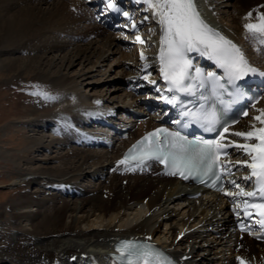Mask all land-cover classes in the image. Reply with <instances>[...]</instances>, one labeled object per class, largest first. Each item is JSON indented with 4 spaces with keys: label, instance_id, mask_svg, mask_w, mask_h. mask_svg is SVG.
I'll return each mask as SVG.
<instances>
[{
    "label": "bare ground",
    "instance_id": "bare-ground-1",
    "mask_svg": "<svg viewBox=\"0 0 264 264\" xmlns=\"http://www.w3.org/2000/svg\"><path fill=\"white\" fill-rule=\"evenodd\" d=\"M93 1L0 0V9L4 13L0 14V45L3 44L1 48L41 52L43 54L40 55L39 61L37 60L39 66L45 65L43 60L47 57L46 53H54L49 58L47 67L54 66V60L60 58L61 66L70 69L63 72L60 67L51 74L47 71L41 72L56 82L49 95L56 107L50 113L39 117V121H42L41 132L49 129L60 137L49 138L44 134L32 136L33 138L29 136L27 145L23 142L16 144L19 153L13 156L11 154L17 160L14 161V169L19 170V187L50 184L57 191L38 197L37 190L30 192L26 188L19 194L17 203L9 206V216L16 223L18 234L14 229L16 235L11 237L10 233H7L11 230L10 226H0V261L8 264H86L87 259L96 258L99 260L96 264H115L108 252L112 249L115 239L125 236L154 240L184 264H240L237 257H242L246 264H264V243L248 245V248L242 246L229 254L227 250L232 246V237L220 238L218 242V239L206 230L209 224L218 225L222 220L221 213L217 215L218 211L222 212V217L231 218L229 213L234 210L226 209L227 212H224L221 209L224 202L218 204L211 200L213 196L210 195L191 198L187 195L185 186L171 176L160 177L155 172L137 174L131 171H117L124 166L118 164V161L122 160L121 149L132 136L153 125L154 121L139 123L138 130H134L131 137L129 135L128 139L115 141L109 148H92L88 139L82 138L67 121V116L73 114L74 119L80 121L79 124L85 125L84 123L95 114H92V108L101 110L98 102L110 103L109 100H113L112 104L119 105V112L122 113L126 111L124 108L129 106V103L136 100L142 103L149 101L145 100L148 97L142 95L135 99L122 84L137 78L145 80L144 76L151 73V68L155 73H151L149 80L159 82V89L163 87L158 60L160 26L148 7L144 6L146 11L143 17H140H147L156 34L148 30L146 33V42H149L152 50L145 49L136 40L139 32L137 28L132 27L133 22L126 23L125 26L129 27L124 30V35L112 33L108 28L96 32L87 17L90 15L87 8L93 14V11H90ZM232 1L196 0L210 25L237 43L245 57L264 72V45L258 44L249 36L243 27L247 22L240 17L242 7L249 3L250 6L254 3L264 4V0H244L245 3L235 0V5ZM226 6L233 7L232 15L222 9ZM140 23L141 21H138L137 25ZM91 35L94 36L90 37ZM68 48L67 55H61V51ZM141 52L147 57L146 61L140 58ZM192 57L206 65L208 62L214 65L213 61L196 53H192ZM31 59V56L29 59H22L18 65L16 59L7 61L10 63L9 67L18 74L29 71L39 73L37 67L32 68L30 65L33 61ZM145 63L149 65L147 69L144 68ZM75 64H79L81 68L73 69ZM111 71L115 73L112 76ZM93 73L95 75H92ZM94 76L97 78L87 81V78ZM106 80L118 83L110 91L94 90L93 82ZM145 81L150 86L149 81ZM85 83L87 88H90L89 93L82 90V84ZM116 98H119L121 103L115 102ZM260 109H264V96L249 112L251 116L248 115L238 126L233 127V131H249L253 124L256 127L263 126L253 119L261 114ZM232 138L246 142L242 137L233 135ZM64 142H77L81 146H73L65 152L58 151L59 147L56 145H62ZM48 147L51 149L48 154L36 156V152L41 148L47 150ZM52 150L54 155H51ZM240 152L242 150L235 148L234 153L238 154L236 159L240 157ZM0 154L8 155L3 151ZM18 160L26 163L22 170ZM51 160H57L60 164L54 167L44 166V163ZM31 162H36V167ZM157 167L154 164V168ZM34 171L38 173L35 174ZM93 174L96 182L92 183V188L79 183L83 176L91 177ZM74 195L77 199L73 201L71 198ZM47 203H51V206L47 207ZM34 220L36 221L33 222ZM26 221H30V228H18V224H26ZM161 226H164L163 231ZM203 232L207 233L206 236L202 235Z\"/></svg>",
    "mask_w": 264,
    "mask_h": 264
},
{
    "label": "snow or ice",
    "instance_id": "snow-or-ice-1",
    "mask_svg": "<svg viewBox=\"0 0 264 264\" xmlns=\"http://www.w3.org/2000/svg\"><path fill=\"white\" fill-rule=\"evenodd\" d=\"M137 2L147 5L160 26L159 72L167 85L166 91L195 93L197 89L207 90L206 86L211 88V96L204 98L205 102L211 101L208 108L202 105L197 111H183L182 117L187 123L179 120L175 123L182 128L188 127L191 123H199L205 131H215L220 123L217 106H222L220 108L222 111L229 105L224 96L231 97L234 93L237 96L242 95L237 82L254 74L264 76V72L253 67L232 40L209 26L203 19L196 0H137ZM106 6L108 9L120 11L114 0H107ZM123 15L127 17L129 13L123 12ZM251 17L252 13L249 12L246 19L250 20ZM132 27L136 28V24L132 23ZM243 27L252 39L264 45V14H258L256 22L245 23ZM136 40L144 43L139 35L136 36ZM192 53L213 61L217 68L223 70V75H218L215 71L205 74L199 67L194 66ZM140 58L147 60L143 52ZM148 67L149 65L145 63L144 68ZM150 75L151 73L144 76V79L156 84L155 80H149ZM230 88L232 91H229ZM32 94L51 99L44 92ZM162 99L170 105L175 106L178 103L175 94L171 97L162 96ZM259 111L261 114L253 119L264 125V109ZM228 131L225 127L216 140H205L202 137L189 140L178 131L157 128L137 141L118 164L128 165L135 161L137 167H140L146 161L155 160L165 165L168 174H178L185 179L189 176L199 178L209 174L216 175L214 172L216 167H220L221 173L228 172L231 175L230 169L221 161V156L227 155L228 147L241 149L248 159L237 163L250 172L242 179L248 182L254 180V190L245 191L236 180H231L229 183L239 191H225V195L233 199L242 197L243 199L235 205L237 214L242 211L245 217H258L255 223L264 228V126L256 127L253 124L249 131L232 133L234 136L244 138L245 143L231 141L228 144L223 143L224 134ZM127 170L134 171L135 168L129 167ZM216 179L219 180L220 176L216 175ZM116 251L121 264H173L163 252L147 243L122 241ZM237 259L240 264H246L242 257Z\"/></svg>",
    "mask_w": 264,
    "mask_h": 264
},
{
    "label": "rangeland",
    "instance_id": "rangeland-1",
    "mask_svg": "<svg viewBox=\"0 0 264 264\" xmlns=\"http://www.w3.org/2000/svg\"><path fill=\"white\" fill-rule=\"evenodd\" d=\"M241 2L245 3L244 0ZM232 3H235V0L232 1ZM254 3V2H252ZM235 5V4H234ZM221 9V7H219ZM222 9H226L229 11V15L233 14V7L226 6L223 7ZM243 11L242 14L240 15L241 18L246 20V22H254L256 20V16L258 14H263L264 12V4H251L246 5L245 7H242ZM252 11V17L250 20L246 19L247 14ZM3 10L0 9V14L2 13ZM253 19V20H252ZM85 43L86 41H82ZM130 44V43H129ZM3 47V44L0 45V153L6 152L7 156H1L0 154V226H10V232H7L8 234L10 233L9 236L15 237L16 232V223L13 222L12 218L9 216V206L14 205L17 203L19 200V194L22 193L23 191L26 190L28 187H19L17 183L20 182L17 168L16 165H14L15 157H12L13 154L19 153V148L17 147L16 144H20L23 142L25 145H27L28 137L30 136L31 138L38 136L39 134H44L46 136L52 137L51 133L47 131L46 129L41 132V123L42 121H39V117L45 113H50L53 111L54 105L52 101H49L47 98L41 95H33L32 93L34 92H44L48 93L53 91V85L56 83L55 81L53 82L50 78L48 79L42 73L45 71L54 73L57 68L61 67V70L63 72H68L70 69L68 67L61 66L60 58L58 60H54V63L52 67H47V62L49 61V58L53 56L54 53H46L47 57L43 61L45 65L40 64L37 65L38 59L40 55L43 53H35V52H29L25 51L20 48H1ZM132 47V46H131ZM130 49V46L129 48ZM68 49H64L61 51V55L66 54ZM147 50H152V46H150L149 49ZM67 55V54H66ZM32 57L31 60L29 61L30 65L33 67H37L36 69L40 70L39 73L34 72V71H29L27 73L21 72L20 74L14 72L10 67H9V62L7 60H12L16 59L17 65L22 62V59H29V57ZM38 60V61H37ZM5 62V63H3ZM81 68L79 64H75L73 69H79ZM25 71V70H24ZM42 72V73H41ZM109 74V73H108ZM115 73L111 71L110 75H114ZM92 75H95L93 73ZM96 76L87 78V81H93ZM116 79V77L114 78ZM110 80L102 81V82H93L92 85H95L94 90L97 91H110L112 87L115 86L118 82H109ZM109 82V83H108ZM89 87V86H88ZM82 90L84 93H89L90 88H87L86 83L82 84ZM93 90V91H94ZM103 91V92H104ZM49 94V95H50ZM108 95V94H107ZM115 102L121 103L119 101V98H116ZM108 100V99H107ZM113 102V100H109ZM40 123V125L37 127V125ZM10 136H8V135ZM33 136V137H32ZM6 138V139H5ZM24 146V145H23ZM58 148V151L62 150L65 152L68 147H61L60 145H56ZM57 148H53L56 149ZM44 148H41L39 152H36V156H42V154H48V151L50 147H48L47 150H43ZM49 151V152H50ZM53 151V150H52ZM12 154V156H11ZM54 151L51 153V155H54ZM38 158V157H37ZM32 163V162H31ZM19 168L22 170V168L26 165V163H23V161L18 160ZM28 164V163H27ZM33 164V163H32ZM44 166H52L54 167L55 165L60 164L59 161L57 160H51L49 162L44 163ZM37 163L34 162L33 166L36 167ZM36 171V170H35ZM34 171V173H35ZM42 171V170H41ZM36 172L35 174H37ZM84 177V176H83ZM82 177V178H83ZM82 178L80 180H82ZM94 178V179H93ZM83 182H86L83 184ZM96 182L94 174L90 177V180H88L87 177H84L82 180L81 185H86L88 188H92V183ZM37 187V188H36ZM28 190L30 191H38V197L44 196L48 192H53V191H48L45 190V187L40 185H30ZM30 191V192H31ZM57 191V190H56ZM55 191V192H56ZM60 198V197H59ZM58 198V200H60ZM17 199V200H16ZM77 199L76 197H72L71 200ZM59 201L57 204L59 205ZM72 203V201L70 202ZM46 206L50 207L51 203H47ZM35 209L37 207H34ZM34 220L33 222H35ZM30 221H26L22 224H18V228H30L29 225ZM164 230V226H161V231ZM17 231V230H16ZM166 231V230H165ZM18 234V231H17ZM204 236V234H202ZM196 254V253H195ZM197 258V257H195ZM200 258V256H199ZM197 258V259H199ZM0 264H8L6 262H1Z\"/></svg>",
    "mask_w": 264,
    "mask_h": 264
}]
</instances>
